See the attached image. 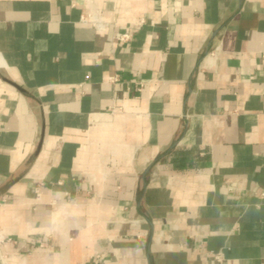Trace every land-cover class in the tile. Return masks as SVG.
Returning a JSON list of instances; mask_svg holds the SVG:
<instances>
[{
	"label": "crops",
	"instance_id": "obj_1",
	"mask_svg": "<svg viewBox=\"0 0 264 264\" xmlns=\"http://www.w3.org/2000/svg\"><path fill=\"white\" fill-rule=\"evenodd\" d=\"M263 191L264 0H0L11 264H264Z\"/></svg>",
	"mask_w": 264,
	"mask_h": 264
},
{
	"label": "built area",
	"instance_id": "obj_2",
	"mask_svg": "<svg viewBox=\"0 0 264 264\" xmlns=\"http://www.w3.org/2000/svg\"><path fill=\"white\" fill-rule=\"evenodd\" d=\"M81 19L84 21H89L92 22L95 26L103 29L105 28L106 21L101 18L99 13L96 12H91L88 13L87 15H82ZM132 33L130 31L123 32L122 34L119 35V39L126 42L131 39ZM117 77L111 76L109 78L110 81H115ZM262 195H264V191L262 192ZM12 240V237L9 236L8 234L5 233V231L0 227V260L2 261L3 264H11L10 261V256L9 254L5 253L3 251L2 245L5 241ZM206 255L209 258V262L207 264H224L225 261L227 260V254L225 248H220V249H212L208 248L206 251ZM97 257H95V262Z\"/></svg>",
	"mask_w": 264,
	"mask_h": 264
}]
</instances>
